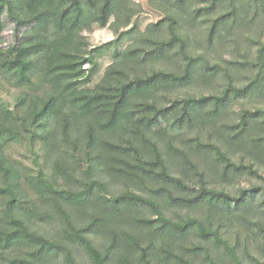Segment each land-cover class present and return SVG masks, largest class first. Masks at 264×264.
Returning <instances> with one entry per match:
<instances>
[{
	"label": "trees",
	"instance_id": "1",
	"mask_svg": "<svg viewBox=\"0 0 264 264\" xmlns=\"http://www.w3.org/2000/svg\"><path fill=\"white\" fill-rule=\"evenodd\" d=\"M147 7L0 0V264H264V0Z\"/></svg>",
	"mask_w": 264,
	"mask_h": 264
},
{
	"label": "rangeland",
	"instance_id": "2",
	"mask_svg": "<svg viewBox=\"0 0 264 264\" xmlns=\"http://www.w3.org/2000/svg\"><path fill=\"white\" fill-rule=\"evenodd\" d=\"M134 1L140 3L145 10V12L143 14H141V16H140L139 21H140L141 26H145L146 23L151 22V21H155L158 18L156 13H154L148 9L147 0H134ZM2 34L5 37L6 41L12 40L10 33H8L7 30H5ZM86 34H88V38L92 43L105 42V41H107L113 37L112 31L107 27H105V28L96 27L92 33H86ZM223 56L225 58H227L229 56V54L224 53ZM259 102L260 103H258V104L264 106V99H261ZM261 172H262V175L264 176V167L261 170ZM260 182H262V180L260 178H257V177L251 178L250 182H249V180L242 177V178L236 180L235 184L233 186H231L230 189L235 190V189H238L241 187H245V186L247 187L250 183H252L254 185V184H258ZM243 235H245V232H243L241 236H243ZM252 247H253V245H252ZM252 247H251L252 253L254 255L258 256L259 258H261L262 253H260L258 250L254 249Z\"/></svg>",
	"mask_w": 264,
	"mask_h": 264
}]
</instances>
